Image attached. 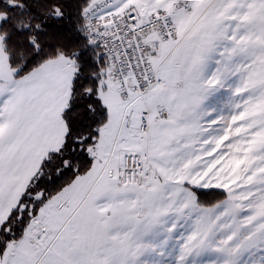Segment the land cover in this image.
<instances>
[{
  "label": "snow or ice",
  "instance_id": "snow-or-ice-1",
  "mask_svg": "<svg viewBox=\"0 0 264 264\" xmlns=\"http://www.w3.org/2000/svg\"><path fill=\"white\" fill-rule=\"evenodd\" d=\"M0 264H264V0H0Z\"/></svg>",
  "mask_w": 264,
  "mask_h": 264
}]
</instances>
